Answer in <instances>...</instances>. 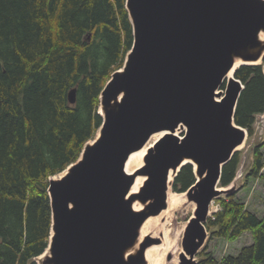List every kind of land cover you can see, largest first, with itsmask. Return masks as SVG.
<instances>
[{"label":"water","instance_id":"obj_1","mask_svg":"<svg viewBox=\"0 0 264 264\" xmlns=\"http://www.w3.org/2000/svg\"><path fill=\"white\" fill-rule=\"evenodd\" d=\"M125 7L133 43L101 90L98 135L60 177L48 180L51 227L43 264H144L148 243L127 251L143 221L166 206L169 173L175 177L186 163L195 164L197 178L185 191L196 208L179 264H196L222 167L246 137L233 118L243 85L233 72L224 94L219 87L235 58L263 62L264 0H126ZM68 101L75 102V88ZM161 131L139 171L147 178L129 196L134 175L124 163ZM136 198L150 202L135 211Z\"/></svg>","mask_w":264,"mask_h":264},{"label":"trees","instance_id":"obj_2","mask_svg":"<svg viewBox=\"0 0 264 264\" xmlns=\"http://www.w3.org/2000/svg\"><path fill=\"white\" fill-rule=\"evenodd\" d=\"M126 0H0V264H38L51 227L48 180L74 163L100 128V93L122 67L133 43ZM243 85L235 124L253 134L264 112L261 64H241ZM75 88V102L68 92ZM236 152L222 167L219 184L234 179ZM264 164V137L253 149L250 175ZM196 180L183 165L172 189ZM217 237L252 243L220 260L207 252L196 264H264V215L243 210L232 196L208 219Z\"/></svg>","mask_w":264,"mask_h":264},{"label":"rangeland","instance_id":"obj_3","mask_svg":"<svg viewBox=\"0 0 264 264\" xmlns=\"http://www.w3.org/2000/svg\"><path fill=\"white\" fill-rule=\"evenodd\" d=\"M260 62H262L261 58H260ZM261 65L262 67H264V59ZM227 80L228 79H224L223 83L219 87V90L222 92V94H224ZM100 107L101 105H99L98 111H100ZM181 134L182 133L178 132L179 136ZM97 135H98V131H96L94 137L87 142L89 143L92 142ZM263 137H264V112L259 113L255 116V121L253 124V134L248 135L246 132V137L244 138L242 144L237 148L238 150L235 151L238 158V164L234 179L227 186H221L220 184H217L216 186V188L220 191L219 194L212 199L209 205L210 212L208 213L206 221L203 223L206 231V238L204 239L202 245L200 246L197 253L193 257L195 263H197L198 260L202 257V255H204L207 252H211V254L215 257V259L220 260L221 258L227 255H236L243 247L248 246L252 243V236L251 233L248 231L242 233L238 238L235 239L215 236L214 235L215 227L211 226L208 223V219L213 218V214L221 209V201L227 200L231 196L236 202L242 205L243 210L255 214L258 218H261L264 215V164L257 175L255 176L250 175L251 172L250 169L252 167V162H253V149L257 144L261 142ZM143 165H144V161H143ZM61 174L62 173L60 172L51 177L58 178L60 177ZM142 175L145 177V179ZM138 176L143 177L144 181L147 178V176L144 174ZM195 176L197 178V175ZM173 179L174 177L169 182L168 188L170 189V191L168 193V199L176 200L178 202V205L173 210L172 214L170 215V218L168 219L169 222L166 224V229H167L166 233L170 231V228L175 229L177 227H180L179 229H181L180 234L178 235V244H177V246L180 248V251L177 254H175L177 258L176 264H179L181 251L183 252L182 238L184 235L185 227L187 226L189 219L194 215L196 204L193 200L188 199L186 191L177 192L172 189ZM144 181L141 184L139 190L135 193H138L140 191L141 187L144 184ZM134 200H137L138 202L143 204V206L140 209L135 211L144 209L150 202V200L142 202L138 198ZM159 213L160 212H158L157 214ZM157 214L150 216H155ZM165 218L166 216H164L162 221H164ZM153 231L156 232V229H153ZM160 236L161 234H159V232L156 233L152 232L148 236H144L140 240V242L137 238L134 245L128 250L130 253H136L139 250L141 244L148 243L146 247L150 245H157L159 247L158 253H162L163 240H162V236L161 237ZM48 255H49V251L46 250L43 253V255L37 258L38 264H43L42 263L43 259ZM173 256L174 253L172 252V250H168L164 254L163 264H169V262L173 259ZM145 263H146V259L144 264Z\"/></svg>","mask_w":264,"mask_h":264},{"label":"bare ground","instance_id":"obj_4","mask_svg":"<svg viewBox=\"0 0 264 264\" xmlns=\"http://www.w3.org/2000/svg\"><path fill=\"white\" fill-rule=\"evenodd\" d=\"M258 38L260 41H262V42L264 41V31L259 32ZM259 62H260V58L255 60V61H246V63H251V64H258ZM241 63H243L242 59L235 58L234 64H233L232 68L228 71V73L226 74L225 79H230L233 76V72H234L235 68H237V66L240 65ZM163 133H164L163 131L153 133L150 136V138L146 141V143L140 149L132 151L128 155V157L124 163V171L127 174H133L134 175V181H133V184L130 187V190L128 193L129 196L131 194L137 192L139 190L141 184L144 181L143 175H142L143 177L138 176V175H141L139 171L143 167L142 166L143 161H144L143 156L146 154L147 149L150 148L152 146V144L162 136ZM175 134H178L177 131ZM141 162H142V164H141ZM184 162L185 161H183V163ZM192 166H193V168H195V164H193ZM62 173H64V172H62ZM173 175H174L173 173H171V172L169 173L168 186H169V182L173 178ZM144 179H145V177H144ZM141 181H142V183H141ZM169 191H170V189L167 188V191H166V207L163 208L164 210L162 209L163 211L161 210L160 213L155 215V216L147 217L143 221V223L141 224V226L139 228V236H138L139 242L144 236H148L152 232H154V233L159 232V234H161L162 240H163L162 253H158L159 247L157 245H150L144 249V257L146 259L145 264H163L164 263V254L168 250H172V252L174 253L173 259L169 262V264H176L177 258H176L175 254H177L180 251V248L177 246V244H178V235L180 234L181 229H179L180 227H177L175 229L170 228V231L168 233H166V230H167L166 224L169 222L168 219L170 218V215L172 214L173 210L178 205V202L176 200L168 199ZM131 206H132L133 210H138L143 206V204L138 202L137 200H134L132 202ZM209 212H210V210H209ZM164 216H166V218L164 219V221H162ZM153 229H156V232L153 231ZM174 230H175V232H174ZM183 252L181 251V253H183ZM129 253L130 252L128 250L127 254H129ZM184 255L187 257V254L184 253Z\"/></svg>","mask_w":264,"mask_h":264}]
</instances>
